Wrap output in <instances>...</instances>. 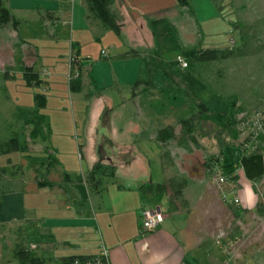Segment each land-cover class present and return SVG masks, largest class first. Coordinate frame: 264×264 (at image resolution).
Listing matches in <instances>:
<instances>
[{"label":"crops","instance_id":"obj_1","mask_svg":"<svg viewBox=\"0 0 264 264\" xmlns=\"http://www.w3.org/2000/svg\"><path fill=\"white\" fill-rule=\"evenodd\" d=\"M2 1L16 28L11 22L0 26V31L5 32L4 35L0 32V39L4 36L9 54L0 62V171L1 176L7 177L0 181V256L4 246L13 249L19 235L26 245L38 246L32 254L42 259L40 264H57L66 256L98 255L102 244L108 252V264H227L218 239L230 225L231 232L238 234L245 214L255 211V187L264 182V154L257 150L245 152L243 144L238 143L227 145L236 152L226 163L223 162L226 146L217 154L222 165L235 167L240 204L223 201L212 176L205 173L202 165L185 169L184 164L165 161L168 142L160 143L156 132L160 126L171 123L159 124L162 106H141L143 84L133 88L135 82H146L145 76H151L146 57L156 54L152 26L159 24L152 22L164 19L160 23L176 31L170 16L188 8L192 11L191 5L197 16L201 4L209 8L210 15L219 17L209 0H189L186 6H180L176 0H114L112 10L121 24L119 34L105 30L99 22L87 17L82 0ZM101 39L106 40L105 49L100 48L95 54L84 50L93 40ZM64 46L81 63L78 91H71L65 80L67 63L64 68L61 51ZM130 50L140 56L123 57ZM24 65L38 73L47 92L42 91V86L25 85ZM44 71L48 78L44 77ZM181 75L184 79V73ZM56 77L65 81L58 82ZM34 93L46 97L45 107L37 109V113L51 120L53 115L46 114L48 107L57 115L49 123V141L54 145L51 148L49 144L48 152L56 159L53 166L59 176L52 179V166L49 173H41L42 180L49 183L40 186L35 168H31L33 154L12 152L8 145L10 139L19 138L15 135L20 131L15 130L20 126H24L26 135H22L27 138L22 112L35 110ZM66 94L72 107L76 105L72 114L74 109L79 112L78 123L62 116L67 107L61 98ZM115 96L120 105L116 119L114 106H107L115 104ZM52 102L58 105L49 106ZM88 108L90 119L86 121ZM93 110L100 112L98 119L91 118ZM71 129L76 136L67 134ZM55 132L60 137L53 140ZM241 141L244 143L242 136ZM171 152L168 158L176 154ZM95 153L100 159H95ZM42 154L40 163L45 165L47 152ZM139 160L149 164L142 172ZM149 160L153 162V170ZM98 161L114 165L116 171L113 179L95 191L88 186L85 175ZM73 164L78 168H73ZM14 168L19 169V176L13 175ZM65 173L69 178L63 176ZM173 177L184 178L186 183L181 195L172 202L166 192L139 189L141 184L164 183ZM3 184L6 190H2ZM145 207L159 208L164 218L154 231L140 236L139 214Z\"/></svg>","mask_w":264,"mask_h":264},{"label":"rangeland","instance_id":"obj_2","mask_svg":"<svg viewBox=\"0 0 264 264\" xmlns=\"http://www.w3.org/2000/svg\"><path fill=\"white\" fill-rule=\"evenodd\" d=\"M209 2L213 9L215 8L220 13L219 17L210 15L211 12L205 4H201V11L200 13L196 11L197 16H195L191 5L192 11H189L188 8L184 12L178 13V15L175 13L170 16L175 22L176 31L165 23L152 26L156 54L171 63L165 61L163 63H152L151 85L140 92L139 101L141 106H160V108L162 106L164 111L161 117H158L159 124L168 122L171 123L170 125L174 129L175 138L170 139L164 149L165 161L170 162L172 165L175 163L182 166L186 165L185 169H189L193 165H203L206 157L222 153L225 146L223 154L225 159L223 162L226 163L227 160L232 159V153L233 151L236 152V149L227 145L231 144L234 138H236L235 141H239L241 136L237 129L239 118L264 107V0H209ZM0 32L2 35L5 34L4 31ZM48 34L47 31L46 35ZM243 38L248 43L243 48L244 55L204 63L198 68V75L186 67L187 57L196 48H235L242 44ZM4 41V36H2L0 39L2 44L0 47V62L1 59L9 57ZM105 46V39L93 40L91 45L86 46L84 50L95 54V52H99L100 48L105 49ZM61 51L64 55L62 64L64 68H66L67 63L65 80L69 85L72 60L78 59L73 51H68L67 46L62 47ZM104 54L105 52L102 53V55ZM178 55L182 57L184 66H181V63L177 60ZM27 56L30 57L28 52ZM5 68L6 66L2 69ZM174 68L179 70L180 75L181 72L184 73L185 78L183 79L182 75L181 79L176 77L173 74ZM44 73V77L48 78L49 74L46 71ZM82 77L84 79L85 72ZM145 77L146 81L148 76ZM54 79L58 82L65 81L64 78L62 80L59 77ZM42 91L47 92L46 85L43 86ZM107 91L109 90L107 89ZM114 98L115 104L107 106H114L115 114L113 116L116 119L117 106L120 105L116 96ZM61 99L65 103L63 106L67 107V111L62 112L63 118L73 119L75 122L77 120L78 123V110L74 109L72 114V109L76 105L74 104L72 107L71 98L67 94ZM200 103L205 104L209 110L200 112L198 106ZM57 105L55 102L49 104V106ZM93 112H91V118L98 119L100 112ZM50 113L53 117L57 116L56 111H49L47 107L46 114L49 115ZM105 115L101 117L102 122ZM228 116H232L234 121H227ZM53 117L51 120L46 117L48 126L51 121L53 122ZM89 119L90 108L86 113V121ZM186 122L191 126L189 135L185 133ZM98 129L101 133V126ZM15 132H19V135L15 136H18L20 140L24 139L25 136L22 135V133L26 135L24 126L23 128L18 127ZM67 134L73 137L76 136V133H72V129ZM190 136L193 140L190 139ZM59 137V134L55 132L52 139L55 140ZM28 144V152L34 156V159H31V168H35V179L42 180L43 175L41 176V173L46 168V164L42 165L40 163L43 159L42 153L46 151L43 146L44 142L37 139L35 142ZM49 144L53 148L54 144L51 143V140ZM262 146H264V139L259 141L257 151L263 153L264 147ZM171 151H176V154L168 158V154L172 153ZM95 155L97 154L95 153ZM99 157L97 155L95 159H100ZM45 160L47 162V159ZM149 161L151 170H153V162ZM139 163L140 172L147 169L149 165L144 160H139ZM76 166L73 164V168H78ZM124 172L125 169L121 171L122 175ZM19 174V169L14 168L13 175L19 176ZM1 175L0 181L7 178L5 175ZM28 176L30 178V175ZM58 176L57 168L53 166L52 179L55 180ZM110 181L112 182V180ZM257 184L255 187L256 205L260 204L262 213H259L255 206L254 212L245 214L247 215L246 219L238 226L239 228L242 227L238 234L231 232L233 227L230 225L228 228H224V232L220 234L221 238L218 239L219 244L223 246V256L227 264H264V182ZM2 190H6L5 184H3ZM239 204L240 202L234 205ZM228 238H230V244L225 246ZM2 252L3 256H0V264H19L14 256L13 249L4 246Z\"/></svg>","mask_w":264,"mask_h":264},{"label":"trees","instance_id":"obj_3","mask_svg":"<svg viewBox=\"0 0 264 264\" xmlns=\"http://www.w3.org/2000/svg\"><path fill=\"white\" fill-rule=\"evenodd\" d=\"M189 0H176V2L180 6H186ZM85 5L87 17H90L97 22L105 30H110L115 34H119L121 31V24L118 21L117 16L112 10V5L114 0H82ZM164 19L154 20L152 23H160ZM8 22L13 23L15 26V21L11 17L9 10L5 6L4 2L0 0V26L4 25ZM247 40L243 38L242 44L235 48H201L198 47L195 51L187 57V65L186 67L190 69L193 73L199 74L198 68L202 64H206L209 62L220 61L223 59H227L232 56H242L245 52H243L244 46H246ZM76 55V54H75ZM127 56H140L136 51L130 50L123 54V57ZM151 62V63H150ZM164 59L157 54L149 55L146 57V66L149 71V75H152L151 64L163 63ZM72 63L78 65L79 70L81 69V63L79 60H72ZM170 67V66H169ZM23 79L25 85L28 87H43L45 82L40 79L37 72L33 71L31 66L24 65L22 68ZM173 74L181 79L180 72L177 68H174ZM143 84L144 88L149 87L151 85V76L147 79L146 82H135L133 88L136 86ZM188 87L186 84H184ZM80 87V75H78L75 79H71L69 82V88L71 91H78ZM34 105L35 110L32 111H23V123L25 127L28 129L27 138L20 140L15 137L8 141L9 150L12 152H20L27 153L29 151L28 143L35 142L38 138L44 142V148L47 152V163L45 168V173H49L51 167L54 163H56V159L53 157V154L48 152L49 146V136H50V128L46 123L45 116L36 112L37 109H42L46 104V97L43 93H34ZM200 112H205L209 110V108L200 103L199 105ZM234 121L232 116L227 117V121ZM185 133L190 134L191 126L186 122ZM175 138L174 129L171 125L160 128L156 132V139L164 144L168 142L170 139ZM190 139L193 138L190 136ZM30 140V141H29ZM232 140V143L229 145H233L238 143L237 145H242L243 142ZM203 168L208 176H212L215 173L217 168H220L223 174L227 177L228 180L235 182L236 175L234 174L235 167L232 164L222 165L220 162V155L217 156H208L203 161ZM116 167L111 164L103 163V162H95L90 169L87 170L85 180L90 188H93L95 191L98 190L102 184H104L109 179H113L115 177ZM2 171H0V175ZM65 178H69L68 174L63 175ZM48 180H37V185H43L49 183ZM186 183L184 178H169L164 183L157 184H141L139 189L142 192L149 193H161L166 192L170 195V201H174L181 195L182 189ZM257 211L262 213V208L260 204L256 205ZM38 246L31 247V245H26L24 242V238L21 236L17 237V240L13 246V253L15 258L17 259L19 264H40L42 259L32 254V251L35 250ZM98 255H77V256H66L59 259L57 264H96ZM103 264V263H102Z\"/></svg>","mask_w":264,"mask_h":264},{"label":"built area","instance_id":"obj_4","mask_svg":"<svg viewBox=\"0 0 264 264\" xmlns=\"http://www.w3.org/2000/svg\"><path fill=\"white\" fill-rule=\"evenodd\" d=\"M104 53V51H102ZM177 60L184 66V62L181 56H177ZM71 68V79L76 78L79 75V69L77 65L73 64ZM237 129L240 135L244 139L243 148L246 151H255L258 148L259 141L264 139V107L252 111L251 113L241 116L237 123ZM264 154V152H263ZM212 181L220 191V195L223 201L237 204L240 202L239 197L236 194L235 182L227 179L220 168L215 170L212 175ZM163 213L156 207H145L140 210L139 214V227L138 233L140 236L154 231L163 221ZM230 244V240H227L225 246ZM31 247H34L31 245ZM107 249L102 244L97 256L96 264H108L107 263Z\"/></svg>","mask_w":264,"mask_h":264}]
</instances>
